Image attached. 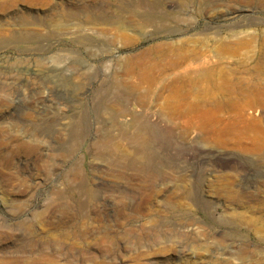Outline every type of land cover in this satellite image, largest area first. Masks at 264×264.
<instances>
[{
    "label": "rangeland",
    "instance_id": "obj_1",
    "mask_svg": "<svg viewBox=\"0 0 264 264\" xmlns=\"http://www.w3.org/2000/svg\"><path fill=\"white\" fill-rule=\"evenodd\" d=\"M217 40L264 74V0H0V264H264V150L205 148L247 176L181 164L177 127L146 153L151 123L117 119L133 85L150 113L170 98L138 65Z\"/></svg>",
    "mask_w": 264,
    "mask_h": 264
},
{
    "label": "bare ground",
    "instance_id": "obj_2",
    "mask_svg": "<svg viewBox=\"0 0 264 264\" xmlns=\"http://www.w3.org/2000/svg\"><path fill=\"white\" fill-rule=\"evenodd\" d=\"M242 45V42H238L237 48ZM232 46L217 40L213 50L208 53L166 55L161 51L156 53L150 67L138 65L133 68L131 74L149 88L163 82L164 88L170 92V98H165V103L150 113L145 106L149 88L147 93L139 96L141 86L133 85L129 89L131 96L126 101V112L117 118L120 128H127L132 117L133 122L140 120L152 124L157 120L158 124L177 127L188 150L178 157L181 164L190 163L196 158L195 154L210 156L214 169L231 168L237 174L241 172L247 176L248 171L242 162L233 161L222 152L205 151L211 146L220 149L228 148L231 144L234 148L250 150L243 143L246 139L253 141V150H264V129L250 116L251 112L264 116V74H259L261 71L258 69H247L242 64L233 66V58L228 55L232 49H236ZM262 58L264 62V55ZM193 90L199 91L200 98H195ZM151 124L139 126L140 132L131 136L137 149L141 146L143 151L149 150L151 137L144 135L157 127V124ZM122 137L126 141L129 138ZM191 148H194V154L193 151L192 154L189 152ZM136 154L139 157V153Z\"/></svg>",
    "mask_w": 264,
    "mask_h": 264
}]
</instances>
